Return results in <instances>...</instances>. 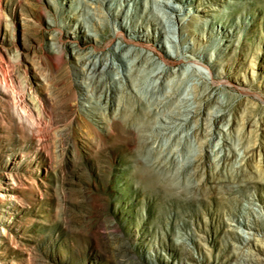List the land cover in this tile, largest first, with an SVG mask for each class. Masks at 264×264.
Listing matches in <instances>:
<instances>
[{
	"label": "rangeland",
	"instance_id": "374dc122",
	"mask_svg": "<svg viewBox=\"0 0 264 264\" xmlns=\"http://www.w3.org/2000/svg\"><path fill=\"white\" fill-rule=\"evenodd\" d=\"M132 33L146 63L83 111L80 64ZM158 64L175 73L152 91ZM128 110L151 112L152 149L114 120ZM263 249L264 0H0V264H264Z\"/></svg>",
	"mask_w": 264,
	"mask_h": 264
},
{
	"label": "bare ground",
	"instance_id": "6f19581e",
	"mask_svg": "<svg viewBox=\"0 0 264 264\" xmlns=\"http://www.w3.org/2000/svg\"><path fill=\"white\" fill-rule=\"evenodd\" d=\"M163 5H166V3H163ZM88 38L90 40L92 39V36H89ZM127 38H128V43L125 46L121 45L119 42L115 44L112 57H109L108 55L101 57L100 54L98 55L96 53L94 55L87 57V59L85 60L82 59L83 63L80 64L78 71L81 73V75L84 78V80L81 81V85L84 86V89L86 90V92L84 93L85 99H87L90 102L89 105L83 108V111L87 113H92V112L96 113L97 112L96 108H99V106L109 107L112 103V97H114L115 92H117V90H119L120 88L124 87L125 84L127 83L126 79H131L133 72L137 70L139 72V68H141L143 64L146 63L145 61L147 59L146 58L147 55L142 54V51H139L137 48L138 44L139 45L142 44L144 36L142 34L137 35L136 33L135 34L132 33L130 34L129 37L127 36ZM154 50L157 49L154 48ZM177 55H179V53ZM64 60H65L64 57L60 55L59 61L61 64L64 62ZM116 60L119 61L117 62ZM180 60L181 62H183L182 59ZM162 61L165 64L169 62L168 59H166V57H163ZM51 64L53 65L52 66L53 69H57L58 64H56L55 62H52ZM151 73H152V79L149 85L152 86V91H154L160 88L162 89V87L167 84L171 74L175 73V71L167 67H164L161 64H158L157 67L151 70ZM90 88H92V93H90ZM132 88L134 90V85H132ZM210 95L211 93H207L204 96L210 97ZM60 97L63 101L71 100L74 97V84H69L65 88V90L60 93ZM154 99L156 100L157 98ZM161 102L162 101H159V103ZM187 111L189 113L193 111L194 112L200 111L199 113L202 115V110L200 107H197L196 109H188ZM204 114L207 115V117L213 115L210 112L207 113L205 112ZM135 115L136 114H134L132 111L128 110V112L126 111V114H123V116L119 118L117 117L114 120L116 119L120 120L125 124L131 123L130 127L133 128L134 132L140 134L141 143L149 144L151 147L153 145V141H151L150 136L146 134V130L149 127L152 119L151 112L144 111L143 115L148 118L145 119L141 124H137V125L134 124ZM162 118L163 120H165L164 117ZM165 122H167V120H165ZM152 125H155V128L158 129L159 126L158 124L153 123L151 124V126ZM194 127H195L194 122H192L190 129L192 128L194 129ZM194 133L197 135L198 130L195 129ZM221 133L222 132H219L218 135L220 136ZM202 146H204V141L202 142ZM248 152L249 155L255 156L258 155L259 151L255 146H252ZM200 158L201 157H197L194 158L193 160L197 162L198 160H200ZM225 159H229V154L226 153ZM257 249L259 248L257 247ZM258 259L261 260V256L258 257Z\"/></svg>",
	"mask_w": 264,
	"mask_h": 264
}]
</instances>
